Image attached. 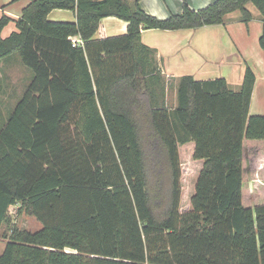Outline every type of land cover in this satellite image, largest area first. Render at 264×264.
I'll use <instances>...</instances> for the list:
<instances>
[{
    "label": "trees",
    "instance_id": "trees-1",
    "mask_svg": "<svg viewBox=\"0 0 264 264\" xmlns=\"http://www.w3.org/2000/svg\"><path fill=\"white\" fill-rule=\"evenodd\" d=\"M17 1V0H11ZM134 0H30L0 16V59L33 72L0 127V229L11 205L40 223L12 226L0 264H264V114H249L255 82L182 75L168 110L165 81L142 29L263 22L264 0H215L159 18ZM53 9L74 21H51ZM124 34L94 38L100 20ZM82 44L72 46L71 37ZM1 89V87H0ZM201 163L181 208L180 150ZM187 152V153H186Z\"/></svg>",
    "mask_w": 264,
    "mask_h": 264
},
{
    "label": "crops",
    "instance_id": "crops-1",
    "mask_svg": "<svg viewBox=\"0 0 264 264\" xmlns=\"http://www.w3.org/2000/svg\"><path fill=\"white\" fill-rule=\"evenodd\" d=\"M29 1L0 0V13H7L12 19L7 24L9 31L3 37L16 30L13 20L20 16ZM213 1L187 0V3L191 8L199 9ZM139 4L146 12L159 18L182 10V0H140ZM249 11L251 18L248 21H243L236 10L227 13L221 24L175 30L142 29L139 39L154 49L166 86L172 85L174 94H177L180 77L187 74L200 80L224 77L228 87L237 91L241 88L244 68L248 65L255 74L249 114H264V50L259 45L263 22L259 12ZM47 17L51 21L76 19L75 11L69 9H53ZM126 31L125 20L106 16L100 20L94 38L116 36ZM166 86L165 94H168Z\"/></svg>",
    "mask_w": 264,
    "mask_h": 264
},
{
    "label": "rangeland",
    "instance_id": "rangeland-1",
    "mask_svg": "<svg viewBox=\"0 0 264 264\" xmlns=\"http://www.w3.org/2000/svg\"><path fill=\"white\" fill-rule=\"evenodd\" d=\"M129 5L133 4L131 0H125ZM247 7L255 14H258V9L252 4L248 3ZM4 12L0 13V16ZM7 14V13H5ZM8 16V14H7ZM9 25L5 26L2 31V35H6L9 31ZM33 77L32 70L25 66L18 53L13 52L10 55L0 59V127L11 113L13 107L20 99L23 91L25 90L27 84ZM166 86V82H165ZM168 94H165V103L167 109L170 110L176 105V94H174L173 86L167 85ZM180 151V163H181V176L180 183L182 194L180 205L181 208H185L187 204L184 199L188 196L190 190V184L192 178L198 172L201 167V163L194 161L190 156L183 155V151ZM19 203L11 205L8 210V220L5 222L0 229V251L2 250L6 239L10 234V229L12 226L17 227L22 230L35 231L40 227V223L35 219V217L30 216L24 212L19 213L18 207ZM188 208V207H186Z\"/></svg>",
    "mask_w": 264,
    "mask_h": 264
},
{
    "label": "built area",
    "instance_id": "built-area-1",
    "mask_svg": "<svg viewBox=\"0 0 264 264\" xmlns=\"http://www.w3.org/2000/svg\"><path fill=\"white\" fill-rule=\"evenodd\" d=\"M71 43H72V46L82 44V39L79 36H73L71 37Z\"/></svg>",
    "mask_w": 264,
    "mask_h": 264
}]
</instances>
